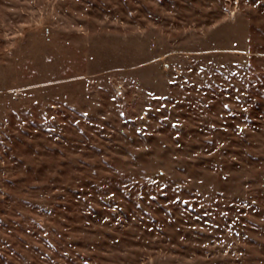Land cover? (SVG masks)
I'll return each instance as SVG.
<instances>
[{
	"label": "rangeland",
	"instance_id": "1",
	"mask_svg": "<svg viewBox=\"0 0 264 264\" xmlns=\"http://www.w3.org/2000/svg\"><path fill=\"white\" fill-rule=\"evenodd\" d=\"M0 264H264V0H0Z\"/></svg>",
	"mask_w": 264,
	"mask_h": 264
}]
</instances>
